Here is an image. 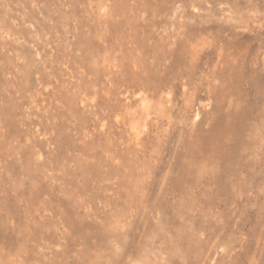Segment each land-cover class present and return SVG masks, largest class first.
Masks as SVG:
<instances>
[{"label": "rangeland", "instance_id": "obj_1", "mask_svg": "<svg viewBox=\"0 0 264 264\" xmlns=\"http://www.w3.org/2000/svg\"><path fill=\"white\" fill-rule=\"evenodd\" d=\"M0 264H264V0H0Z\"/></svg>", "mask_w": 264, "mask_h": 264}]
</instances>
